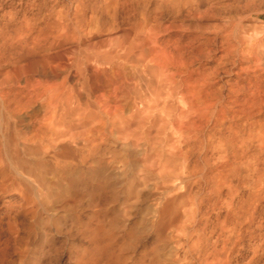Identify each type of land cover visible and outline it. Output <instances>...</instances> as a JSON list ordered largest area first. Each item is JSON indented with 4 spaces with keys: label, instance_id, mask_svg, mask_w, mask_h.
Returning <instances> with one entry per match:
<instances>
[{
    "label": "bare ground",
    "instance_id": "obj_1",
    "mask_svg": "<svg viewBox=\"0 0 264 264\" xmlns=\"http://www.w3.org/2000/svg\"><path fill=\"white\" fill-rule=\"evenodd\" d=\"M234 7L0 0V264H264V27Z\"/></svg>",
    "mask_w": 264,
    "mask_h": 264
},
{
    "label": "rangeland",
    "instance_id": "obj_2",
    "mask_svg": "<svg viewBox=\"0 0 264 264\" xmlns=\"http://www.w3.org/2000/svg\"><path fill=\"white\" fill-rule=\"evenodd\" d=\"M234 4L235 13L244 18H251L264 27V0H230ZM220 17L216 22H221Z\"/></svg>",
    "mask_w": 264,
    "mask_h": 264
}]
</instances>
